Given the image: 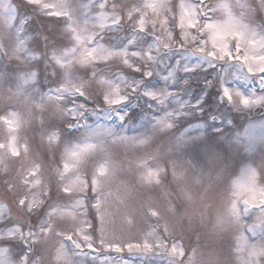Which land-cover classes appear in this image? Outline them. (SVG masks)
I'll return each mask as SVG.
<instances>
[{"label": "snow or ice", "instance_id": "obj_1", "mask_svg": "<svg viewBox=\"0 0 264 264\" xmlns=\"http://www.w3.org/2000/svg\"><path fill=\"white\" fill-rule=\"evenodd\" d=\"M0 264H264V0H0Z\"/></svg>", "mask_w": 264, "mask_h": 264}]
</instances>
